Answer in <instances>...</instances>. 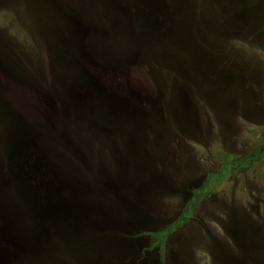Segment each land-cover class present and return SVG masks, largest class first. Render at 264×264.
I'll return each instance as SVG.
<instances>
[{
	"label": "rangeland",
	"instance_id": "374dc122",
	"mask_svg": "<svg viewBox=\"0 0 264 264\" xmlns=\"http://www.w3.org/2000/svg\"><path fill=\"white\" fill-rule=\"evenodd\" d=\"M11 1L0 226L77 191L12 264H264V0Z\"/></svg>",
	"mask_w": 264,
	"mask_h": 264
},
{
	"label": "water",
	"instance_id": "95a60500",
	"mask_svg": "<svg viewBox=\"0 0 264 264\" xmlns=\"http://www.w3.org/2000/svg\"><path fill=\"white\" fill-rule=\"evenodd\" d=\"M74 184L75 183H73V185L69 183V186H67V194H65L64 191H60L66 188L64 183L61 184L60 181L56 184L53 183L49 189L43 191V194L46 197L44 200L45 202L43 203L39 197L36 198L27 193L25 198L30 206L28 209L25 207L23 209L19 208L17 209L16 214L10 211L9 213L12 215L3 216V219L6 222L0 226V241H6L8 248L3 249L0 245V264H12L13 261L18 258L22 260V263H30L32 260L35 262V260L40 259L41 244H39L40 237L38 236H41V234L38 230L43 229L40 226L37 230V228H35L32 224L33 220L36 219L40 222L49 220L47 223L52 227L55 226L56 217L59 215L60 208L65 205L68 208L75 204L74 197L72 195L76 196L77 191ZM26 191L28 192V190ZM3 212L0 210V216L3 215ZM40 215L43 217L37 218ZM72 219L74 220L73 217ZM10 222H14L19 225L17 227H13ZM63 225L64 222L58 225L57 229L60 230V227ZM93 228L95 230L99 229L95 226ZM65 230L66 229L64 228L62 231ZM24 233H26V235H24ZM34 240H36V242H34ZM37 241L39 243H37Z\"/></svg>",
	"mask_w": 264,
	"mask_h": 264
},
{
	"label": "trees",
	"instance_id": "16d2710c",
	"mask_svg": "<svg viewBox=\"0 0 264 264\" xmlns=\"http://www.w3.org/2000/svg\"><path fill=\"white\" fill-rule=\"evenodd\" d=\"M25 1H28V0H18V1L8 2V4L6 5L7 7L4 10L6 17H11L12 19H17V17L20 16L19 13L21 11H23V16H24V13H26ZM42 11H43V8L41 10V15L39 14L40 18L38 21V26L43 25V22H44L43 19H45ZM21 22H23V24ZM21 22H20L21 26L25 29L26 32H28L29 31L27 29L28 24H29L28 20L24 19V17H21ZM263 154H264V148H260V149L256 150L255 152H253V154L251 156V161L254 162L255 160L259 159L261 157V155H263ZM238 165H239V163H234L232 166L237 167ZM212 178H214V176ZM177 223H178V221L173 223L171 229L176 227Z\"/></svg>",
	"mask_w": 264,
	"mask_h": 264
}]
</instances>
